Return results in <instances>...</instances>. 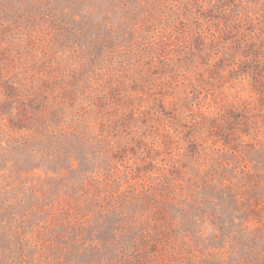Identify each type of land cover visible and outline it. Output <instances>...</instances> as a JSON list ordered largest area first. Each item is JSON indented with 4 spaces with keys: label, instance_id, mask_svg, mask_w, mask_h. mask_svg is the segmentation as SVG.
<instances>
[{
    "label": "rangeland",
    "instance_id": "374dc122",
    "mask_svg": "<svg viewBox=\"0 0 264 264\" xmlns=\"http://www.w3.org/2000/svg\"><path fill=\"white\" fill-rule=\"evenodd\" d=\"M0 264H264V0H0Z\"/></svg>",
    "mask_w": 264,
    "mask_h": 264
}]
</instances>
